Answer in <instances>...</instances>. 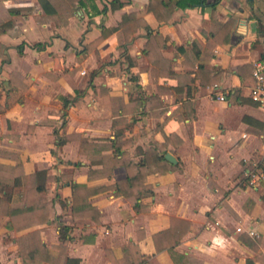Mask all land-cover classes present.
<instances>
[{"label":"crops","instance_id":"crops-1","mask_svg":"<svg viewBox=\"0 0 264 264\" xmlns=\"http://www.w3.org/2000/svg\"><path fill=\"white\" fill-rule=\"evenodd\" d=\"M2 3L18 16L0 32V195L42 182L52 207L49 220L17 230L0 213L13 264H22L18 234L37 227L55 253L60 224L65 255L77 264H264V100L249 94L256 61L264 72V0L174 6L167 20L146 10V0H87L59 26L34 20L51 9L46 0ZM127 12L144 23L132 19L123 30ZM227 17V35L213 37ZM153 32L162 40L148 58ZM198 67L217 72V82L202 81L207 72ZM67 94L74 97L63 106ZM151 139L177 165L145 174L149 191L134 210L115 193L124 167L107 174L103 165L120 152L138 160ZM72 182L88 189L97 221L71 215ZM170 215L187 228L156 248L151 234Z\"/></svg>","mask_w":264,"mask_h":264},{"label":"trees","instance_id":"trees-1","mask_svg":"<svg viewBox=\"0 0 264 264\" xmlns=\"http://www.w3.org/2000/svg\"><path fill=\"white\" fill-rule=\"evenodd\" d=\"M50 3L51 9H45L43 13H34L33 18L37 22H48L52 20L56 26L67 22V18L72 14L73 9L77 6L84 5L87 0H46ZM90 1V0H89ZM204 0H146L145 8L151 11L154 17L158 20H167L170 16L171 8L174 6H184L191 4H202ZM120 4V1L116 2ZM214 1L212 2V4ZM18 16L17 9L12 7H5L0 0V32L4 30V27L9 25L11 20ZM211 18L213 14L211 11ZM139 21L144 23L140 18L135 17L134 12H127L125 17L120 20L117 26H120L124 30V26L130 22V20ZM233 22L232 17H227L223 21H217L218 27L213 31V37L218 36L224 32L227 35L229 27ZM134 26H132L133 28ZM126 32V31H125ZM100 35L92 39L91 42L98 40ZM161 34L158 32L149 33L145 41V54L148 58L151 57L153 48L158 46L159 41L162 40ZM225 38V37H224ZM157 41V42H156ZM153 62L154 67L158 65ZM207 72V76L202 81L206 83L217 82L218 73L210 70L198 67L197 70ZM74 95L67 94L61 97V103L64 106ZM163 143L155 139H151V144L146 146L142 155L138 160L132 158L120 152L119 155L108 154L107 174H110V167L113 164H121L124 167L125 175L122 178L115 180V193L122 194L131 204L134 210H139L142 206L139 198L149 191V184L144 181L145 174L154 170H166L172 166L177 165V162H169L162 154ZM3 166L0 163V167ZM14 171V167H12ZM23 173V172H22ZM12 176L11 181L15 182V173H9ZM32 177L34 173L26 174ZM3 183L0 181V188ZM46 188L43 183L30 182L20 191H14L9 193L8 189H4V192L0 195V213L7 214L8 219L6 226L15 230L24 228L26 226L41 223L49 220V216L52 212L51 197L45 194ZM88 193V189L80 182L71 183V202L70 211L72 216L84 215L90 217L92 220H98V209L84 201L85 195ZM188 220L169 216L168 225L162 229H159L151 234L156 248L159 246L170 247L186 230ZM67 225L60 224L58 227L59 241L52 243L51 246L56 249L55 253H51L49 248L43 243L38 234V228L32 227L27 231L18 234L15 237L17 243V251L22 264H39L40 260L47 261V264H77V258L65 255L64 241L67 239L66 234ZM156 238L162 240L160 244L156 243ZM112 264H120V260L112 259Z\"/></svg>","mask_w":264,"mask_h":264},{"label":"built area","instance_id":"built-area-1","mask_svg":"<svg viewBox=\"0 0 264 264\" xmlns=\"http://www.w3.org/2000/svg\"><path fill=\"white\" fill-rule=\"evenodd\" d=\"M262 64L260 61H256L254 63V67L252 69L253 81L249 87V94L251 97L264 100V72L262 71ZM215 97L222 98L223 94L215 93L213 94ZM262 143L264 144V130L262 133Z\"/></svg>","mask_w":264,"mask_h":264},{"label":"rangeland","instance_id":"rangeland-1","mask_svg":"<svg viewBox=\"0 0 264 264\" xmlns=\"http://www.w3.org/2000/svg\"><path fill=\"white\" fill-rule=\"evenodd\" d=\"M44 173L39 175L42 178ZM15 255V250L12 242L11 234L5 232L2 226V221H0V263L1 264H13V257Z\"/></svg>","mask_w":264,"mask_h":264},{"label":"water","instance_id":"water-1","mask_svg":"<svg viewBox=\"0 0 264 264\" xmlns=\"http://www.w3.org/2000/svg\"><path fill=\"white\" fill-rule=\"evenodd\" d=\"M164 157L166 158V159H168V160H170V161H174L175 160V158L173 157V155L171 154V153H169V152H164Z\"/></svg>","mask_w":264,"mask_h":264}]
</instances>
